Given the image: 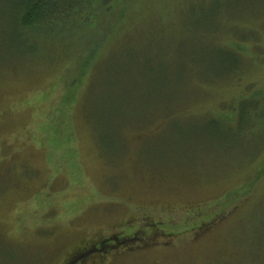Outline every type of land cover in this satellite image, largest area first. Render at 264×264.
<instances>
[{
	"label": "rangeland",
	"instance_id": "rangeland-1",
	"mask_svg": "<svg viewBox=\"0 0 264 264\" xmlns=\"http://www.w3.org/2000/svg\"><path fill=\"white\" fill-rule=\"evenodd\" d=\"M26 1L0 0V264H264V0H86L43 42Z\"/></svg>",
	"mask_w": 264,
	"mask_h": 264
},
{
	"label": "trees",
	"instance_id": "trees-1",
	"mask_svg": "<svg viewBox=\"0 0 264 264\" xmlns=\"http://www.w3.org/2000/svg\"><path fill=\"white\" fill-rule=\"evenodd\" d=\"M85 2L86 0H27L23 6L19 25L29 33H34L30 35L31 37L41 38L43 42L46 36L52 34L50 27L54 28L59 24L63 26L71 13L80 12L83 6L87 7ZM47 43L50 42L47 40ZM80 84H82L81 79Z\"/></svg>",
	"mask_w": 264,
	"mask_h": 264
},
{
	"label": "flooded vegetation",
	"instance_id": "flooded-vegetation-1",
	"mask_svg": "<svg viewBox=\"0 0 264 264\" xmlns=\"http://www.w3.org/2000/svg\"><path fill=\"white\" fill-rule=\"evenodd\" d=\"M110 242V241H109ZM108 242H104L103 245H106ZM105 247V246H104ZM94 250H99L97 248H94L93 250L90 249V250H87V251H84L81 255L77 256V263H80V262H83V259L86 258L88 256V254L90 252H93ZM76 262H74L75 264H77Z\"/></svg>",
	"mask_w": 264,
	"mask_h": 264
}]
</instances>
